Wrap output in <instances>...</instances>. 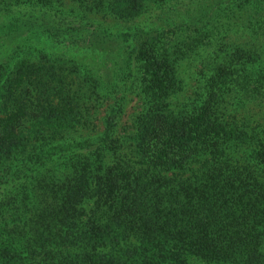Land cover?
<instances>
[{"label":"trees","instance_id":"1","mask_svg":"<svg viewBox=\"0 0 264 264\" xmlns=\"http://www.w3.org/2000/svg\"><path fill=\"white\" fill-rule=\"evenodd\" d=\"M61 1L0 0V15L106 48L109 74L30 42L0 60V264H264V0ZM147 11L169 19L113 33L86 15ZM126 82L143 104L130 144L114 110L71 140Z\"/></svg>","mask_w":264,"mask_h":264},{"label":"rangeland","instance_id":"2","mask_svg":"<svg viewBox=\"0 0 264 264\" xmlns=\"http://www.w3.org/2000/svg\"><path fill=\"white\" fill-rule=\"evenodd\" d=\"M66 0L61 1L62 7L67 9L68 7H72L73 3L66 2ZM36 15L37 12L35 11ZM89 21H99L101 24L110 29L111 32L117 33L121 31H127L128 28L137 26H144L146 22L151 20V24H155L158 27H161L163 24L162 20L169 19L166 17V13H161L158 19L156 17H149L150 12H144L137 18L134 22L123 23L117 21L110 16L100 17L97 14L87 13ZM7 18H4L0 15V22L4 21L3 25H0V60H15L17 58L23 57V55L28 54V42L31 45H36L38 48L40 46H51L48 49H52L58 52H62L64 54L73 55L79 58L81 61L89 64L95 65V69L99 70L100 73L109 74L108 66L110 64L109 56L103 52L102 50L106 48L100 49H91L88 50L86 48L81 47L80 44L76 45L66 40L63 37H50L38 33H33V35H29L34 27L28 26L22 28H18L14 23V13L10 12L7 14ZM148 18V19H146ZM12 22H9V21ZM11 24V25H9ZM8 32V33H7ZM7 33V34H6ZM29 37V38H28ZM27 38V40H26ZM3 41V42H2ZM107 48H109L107 46ZM206 51L200 50L202 55L206 56L207 51L209 50L207 47ZM199 57L196 56L193 61L191 60V64L186 69L189 80L186 82L184 87L183 95L188 97L192 94V89L194 83L191 81V77L193 76L194 67L198 66ZM74 87V86H72ZM94 102V101H92ZM143 108L142 100L140 98V94L134 87V85H129L128 82L121 85L119 89L115 91V94L108 101H100L95 103V105L91 108L90 111V126H93V131L88 130H79L77 132H71L70 138L71 140L78 139H93L100 136L104 128L106 127V119L109 116V112L114 110L117 114L114 126V135L120 138V142L122 145L128 146L130 141L126 139V134L133 132V120ZM247 114L250 117L255 116L256 112L250 107L247 110Z\"/></svg>","mask_w":264,"mask_h":264}]
</instances>
